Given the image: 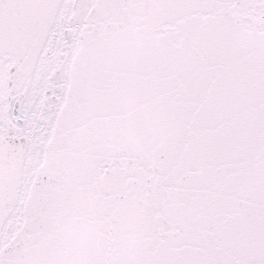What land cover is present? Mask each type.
Masks as SVG:
<instances>
[{
  "label": "snow or ice",
  "instance_id": "snow-or-ice-1",
  "mask_svg": "<svg viewBox=\"0 0 264 264\" xmlns=\"http://www.w3.org/2000/svg\"><path fill=\"white\" fill-rule=\"evenodd\" d=\"M0 264H264V0H0Z\"/></svg>",
  "mask_w": 264,
  "mask_h": 264
}]
</instances>
